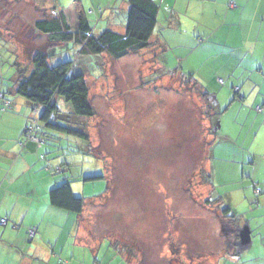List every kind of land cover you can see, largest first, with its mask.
I'll return each instance as SVG.
<instances>
[{
  "label": "rangeland",
  "instance_id": "374dc122",
  "mask_svg": "<svg viewBox=\"0 0 264 264\" xmlns=\"http://www.w3.org/2000/svg\"><path fill=\"white\" fill-rule=\"evenodd\" d=\"M29 1L0 0V80L7 82L6 88L0 82V91L9 90L17 71L29 76L32 56L43 52L48 64L71 62L74 71L84 75L94 113L90 118L75 117L70 106L56 98L63 113L59 125L83 130L89 142L47 131L49 140L41 144L47 152L45 158L61 164L65 171L52 167L45 176L58 186L68 182L73 196L84 199L81 216L61 212L54 218L56 223L65 220V213L73 219L66 225L80 216L81 224L93 228L85 241L88 247L73 245V237L68 239L64 254L70 255L62 257L64 264H198L203 255L216 260L230 258L227 255L233 250L225 247L229 240L224 238L225 226L250 236L246 221L253 211L245 208L248 203L254 207V195L246 201L238 184L223 183L226 175L219 166L223 154L212 156L214 145L227 144L220 142L224 134L238 147H250L249 137L240 145L238 128H233L238 117L235 110H227L239 106L222 93L231 92V85L221 87L208 81V72L218 63L209 61L208 56L201 60L193 53L188 33L171 36L164 49L162 45L150 46L119 60L104 54L84 56L72 42L55 44L34 32V22L50 18L52 13L50 5ZM59 1L65 10L75 6L74 0H52L57 12ZM88 15L92 21L93 14ZM100 23L96 25L106 26L105 19ZM69 25L74 30L75 22L71 20ZM90 25L92 35L102 30H95L93 21ZM190 72L200 77V83L196 77L194 81L210 95L212 105L183 79L191 78ZM14 98L27 103L24 118L28 124L37 120L38 114L24 98ZM210 107L216 113L214 126ZM12 111L16 112L17 106L13 105ZM246 134L243 132V137ZM22 140H26L24 136ZM90 177L102 178L85 181ZM228 178L231 180L232 174ZM226 208L233 220L222 216ZM238 220L244 221L236 225ZM58 237L52 235L47 243L60 255ZM232 239L235 245L236 238ZM241 243L245 242H237L236 252Z\"/></svg>",
  "mask_w": 264,
  "mask_h": 264
},
{
  "label": "crops",
  "instance_id": "0c3cea01",
  "mask_svg": "<svg viewBox=\"0 0 264 264\" xmlns=\"http://www.w3.org/2000/svg\"><path fill=\"white\" fill-rule=\"evenodd\" d=\"M38 1L50 5L57 13V6L53 5L52 0ZM152 1L158 7V14L150 46L162 45L164 49L168 47L171 36L179 37V34L188 33L193 40L191 44L193 53H197L201 60L208 56L209 61L218 63V66L208 72L211 75L208 81H213L221 87L231 85V92L225 90L222 93L224 97L232 98V102H239L238 107L227 110H235L238 117L233 128L234 130L238 128V141L242 143L240 145L250 138V147H238V143L235 144L230 136L224 134L220 142L227 144L218 143L212 147L213 157H217L218 152L223 154L220 160L223 164L219 165L222 167L220 170L226 175L222 176L226 178L223 183L238 184L237 190L246 201L254 195V207L248 203L249 207L245 208L253 211L252 216L246 221V232L250 236H242L239 228L231 226L226 228V225L224 238L228 237L229 240L227 239L228 242L224 244L228 250L230 248L233 250L227 255L230 258L216 260V257L203 255L201 262L200 259L196 262L216 264L217 261V264H230L231 261H236L237 264H264V0ZM74 2L75 6L67 10L62 8L64 4L60 1L57 4L60 9L58 12L62 11L66 15L68 23L71 20L75 22L74 29L77 26V13L82 11L89 25L92 21L93 24L99 25L105 19L104 28L95 26V30L102 29L98 34L105 30L118 34L125 33L128 0H74ZM34 3L32 1V4ZM88 11L93 14L92 21L88 19L90 16ZM119 16L122 19L118 20ZM176 44L178 47L182 46V43ZM190 73L191 82L195 77L199 83L202 81L195 73ZM14 79L15 77L11 80L13 84L7 88L8 93L4 94L11 103L10 109L3 111L1 106L3 102L0 101V220H6L3 226L0 225V264H64L66 262L62 260L65 255L64 244H68V239L73 237V245L87 246L85 244L87 234L93 228L91 225L80 223L81 215L70 226L65 222L70 221L72 216L65 213L63 215L65 220L56 223L57 215L65 211L51 206L48 191L58 186V183L54 179L49 180L45 174L49 169L54 170L52 167L63 172L62 165L47 160L45 158L47 152L45 150L43 152L41 144L22 140L24 128L29 125L24 118L27 103L17 98L13 99L16 96L15 87L13 88ZM219 80H222V84H219ZM0 82L5 83L1 85L7 87L5 80ZM199 83L196 84L201 87ZM235 88L238 89L237 92L234 91ZM13 105L17 106L16 112L12 111ZM257 107L260 108V112L256 110ZM239 120H242L241 124ZM243 132L247 133L245 137L242 135ZM65 167L68 169L67 165ZM211 170L216 177L217 170L215 171L213 166ZM228 174H232L231 180L227 179ZM255 191L259 193L256 194ZM242 221L244 220L235 223L238 225ZM227 229L234 234H229ZM30 230H34L33 238L29 237ZM54 234H58L60 238V255H57L55 248L47 243ZM234 237L239 243L241 240L245 242L244 245L241 243L238 252H236L238 246L231 242ZM90 246L94 247V244ZM69 255H65V258Z\"/></svg>",
  "mask_w": 264,
  "mask_h": 264
},
{
  "label": "trees",
  "instance_id": "16d2710c",
  "mask_svg": "<svg viewBox=\"0 0 264 264\" xmlns=\"http://www.w3.org/2000/svg\"><path fill=\"white\" fill-rule=\"evenodd\" d=\"M52 9L53 11L50 9L52 13L50 18L34 22L35 32L46 36L50 42L55 44L72 42L79 47V54L81 55L104 54L113 60L122 59L132 53L150 47V38L156 25L158 14V7L152 0H128L125 33L118 34L105 30L95 36L92 35L91 27L82 11L77 13V26L73 30L68 23L66 15L62 11L54 12L53 7ZM31 64L33 71L30 75L26 77L25 71H17L14 79L15 86L13 85L15 94L24 98L32 106L33 112L38 114L37 120H33L34 122L24 128L23 136L25 139L29 141L27 139V129L31 125H37L39 127L38 135L43 145L49 140L47 131L88 143V134L83 130L68 124L59 125L63 121L61 119L63 113L56 104V98H61L70 106L71 114L78 118H90L94 115L88 99L89 94L84 75L76 73L71 62H62L54 66L48 64L47 56L43 52L35 53L31 58ZM183 79L200 91L202 98L212 105L210 103V95L204 89L191 82L188 77ZM7 93H0L3 96L0 101L3 102L2 108L4 101L9 102V110L10 101L4 95ZM210 110L212 112L211 107ZM215 121L216 113H213L211 117L213 126ZM53 173L56 174L57 172ZM101 178L90 177L85 179V181ZM48 197L51 206L54 208L75 215H81L84 209V199L73 196L68 182H62L61 185L52 188ZM221 213L224 218L232 219L228 208L222 210ZM237 241L238 239H236Z\"/></svg>",
  "mask_w": 264,
  "mask_h": 264
},
{
  "label": "built area",
  "instance_id": "2783aa9c",
  "mask_svg": "<svg viewBox=\"0 0 264 264\" xmlns=\"http://www.w3.org/2000/svg\"><path fill=\"white\" fill-rule=\"evenodd\" d=\"M231 5L235 6L234 3H231ZM218 82H219V84H222V80H219ZM237 90H238L237 88L234 89L235 92H237ZM0 99H3L2 95H0ZM8 108H9V102L4 101L2 110L5 111V110H8ZM256 110L258 112H260V108L257 107ZM38 131H39V127L37 125H31V127H29L27 129V132H26L27 133V139L29 141H31L32 143L42 144L41 138L38 135ZM57 170L60 171L59 169H57ZM255 193L258 194L259 192L255 191ZM5 223H6L5 219H1L0 220V225L1 226H3ZM33 236H34V230H30L29 231V237L33 238Z\"/></svg>",
  "mask_w": 264,
  "mask_h": 264
}]
</instances>
